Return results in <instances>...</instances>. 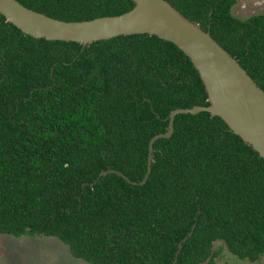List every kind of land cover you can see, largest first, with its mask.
Returning <instances> with one entry per match:
<instances>
[{
  "label": "trees",
  "instance_id": "trees-1",
  "mask_svg": "<svg viewBox=\"0 0 264 264\" xmlns=\"http://www.w3.org/2000/svg\"><path fill=\"white\" fill-rule=\"evenodd\" d=\"M63 20L122 14L133 0H19ZM264 89V14L237 0H168ZM204 82L176 44L119 35L84 45L24 33L0 13V234L59 238L92 264L214 262L216 241L264 257V158L208 111ZM260 264H264L261 262Z\"/></svg>",
  "mask_w": 264,
  "mask_h": 264
},
{
  "label": "water",
  "instance_id": "water-1",
  "mask_svg": "<svg viewBox=\"0 0 264 264\" xmlns=\"http://www.w3.org/2000/svg\"><path fill=\"white\" fill-rule=\"evenodd\" d=\"M132 9L118 15L88 20H63L22 4L19 0H0V13L24 33L48 40L76 41L84 45L119 35L148 33L176 44L193 62L208 93L209 105L176 108L170 112L166 132L154 135L149 142L147 172L144 178L132 181L117 169H108L100 176L117 173L134 184H144L151 173L154 143L169 138L175 131V118L180 113L208 111L220 116L229 128L251 145L264 158V89L200 24L190 20L168 0H133ZM190 232L179 242L172 264L194 233L198 215Z\"/></svg>",
  "mask_w": 264,
  "mask_h": 264
},
{
  "label": "rangeland",
  "instance_id": "rangeland-1",
  "mask_svg": "<svg viewBox=\"0 0 264 264\" xmlns=\"http://www.w3.org/2000/svg\"><path fill=\"white\" fill-rule=\"evenodd\" d=\"M232 12L241 18L264 14V0H237ZM215 249L221 253L214 262L202 264H260L258 261L241 259L233 254L224 241H216ZM0 264H92L75 257L67 244L54 236L0 234Z\"/></svg>",
  "mask_w": 264,
  "mask_h": 264
}]
</instances>
